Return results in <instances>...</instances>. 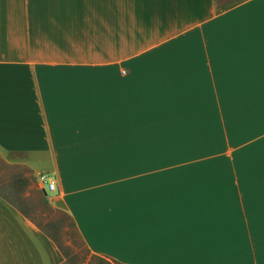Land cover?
I'll return each mask as SVG.
<instances>
[{"label":"crops","instance_id":"crops-1","mask_svg":"<svg viewBox=\"0 0 264 264\" xmlns=\"http://www.w3.org/2000/svg\"><path fill=\"white\" fill-rule=\"evenodd\" d=\"M145 3L0 0V157L113 263L264 264V0ZM56 248L0 193V264Z\"/></svg>","mask_w":264,"mask_h":264},{"label":"rangeland","instance_id":"rangeland-1","mask_svg":"<svg viewBox=\"0 0 264 264\" xmlns=\"http://www.w3.org/2000/svg\"><path fill=\"white\" fill-rule=\"evenodd\" d=\"M134 1L136 0H114L115 38L121 36L132 38L149 30V25L145 24V20H140L146 17L145 13L149 10L146 3L145 7H140L138 11L137 7L132 6ZM230 1L232 0H219L221 5L223 3L227 5ZM126 2H128V5H126ZM161 8H163L162 4L160 5ZM132 12L139 14L136 15ZM122 17H124L126 28L119 29L117 25H121L118 21ZM45 187L48 189L49 198L56 196L57 192L50 191L48 184ZM41 188L42 186L39 184L37 177L33 176L25 168L8 165L0 157V193L23 210L38 230L51 236L58 247L56 250L58 249L61 252V257L63 256L61 264H98L104 261L108 264H117L92 254L79 236L68 213L51 203L48 198H45ZM41 253L46 252L43 249ZM8 256L7 253H0V259L2 260ZM49 256L45 260L52 258L51 254ZM23 264H37V262H24Z\"/></svg>","mask_w":264,"mask_h":264},{"label":"built area","instance_id":"built-area-1","mask_svg":"<svg viewBox=\"0 0 264 264\" xmlns=\"http://www.w3.org/2000/svg\"><path fill=\"white\" fill-rule=\"evenodd\" d=\"M39 181H41L44 185L48 184V188L50 191L53 192L55 190L56 181L51 176L47 174H40ZM46 190L48 191L47 187H46Z\"/></svg>","mask_w":264,"mask_h":264},{"label":"water","instance_id":"water-1","mask_svg":"<svg viewBox=\"0 0 264 264\" xmlns=\"http://www.w3.org/2000/svg\"><path fill=\"white\" fill-rule=\"evenodd\" d=\"M42 192L44 193L45 196H47V191H46V189H43Z\"/></svg>","mask_w":264,"mask_h":264},{"label":"trees","instance_id":"trees-1","mask_svg":"<svg viewBox=\"0 0 264 264\" xmlns=\"http://www.w3.org/2000/svg\"><path fill=\"white\" fill-rule=\"evenodd\" d=\"M98 264H108V263H106V262L104 261V262H99Z\"/></svg>","mask_w":264,"mask_h":264}]
</instances>
